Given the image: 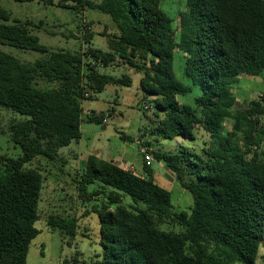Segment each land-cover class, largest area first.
<instances>
[{
	"label": "trees",
	"instance_id": "trees-1",
	"mask_svg": "<svg viewBox=\"0 0 264 264\" xmlns=\"http://www.w3.org/2000/svg\"><path fill=\"white\" fill-rule=\"evenodd\" d=\"M15 1L76 13L95 9L111 17L118 34L109 52L51 50L31 32L32 22L11 23L0 0V132L2 109L25 117L9 127L22 154L0 155V264H27L40 233L35 223L45 177L29 165L38 157L55 160L61 148L79 141L84 120L104 123L95 112L83 118L87 90L132 85L128 75L100 71L117 59L142 73L141 89L155 97V109L164 114L153 132L160 140L197 141L200 128L209 141L200 153L186 146L153 152L192 195L190 212L174 210L171 191L157 182L152 167L145 164L138 176L88 156L79 191L88 199L105 195L89 211L99 216L103 248L93 264H260V257L264 264V97L237 108L234 93L242 77L264 76V0H187V11L178 16L179 39L162 0ZM85 31L90 44L93 34ZM5 45L45 57L24 62ZM178 51L185 54L184 77L201 91L195 105L178 100L191 91L174 71ZM145 145L152 144L140 147ZM96 182L103 190L89 192ZM49 225L74 236L77 220L52 217Z\"/></svg>",
	"mask_w": 264,
	"mask_h": 264
},
{
	"label": "rangeland",
	"instance_id": "rangeland-1",
	"mask_svg": "<svg viewBox=\"0 0 264 264\" xmlns=\"http://www.w3.org/2000/svg\"><path fill=\"white\" fill-rule=\"evenodd\" d=\"M2 5L11 13V23L32 22L31 32L39 37L41 44L51 50L87 52L89 47H92L109 52L112 49V41L118 34L111 17L95 9L86 8L76 13L39 1L2 0ZM161 7L174 19L173 25L179 39L178 16L187 11V0H162ZM85 26L93 34L90 44L85 43ZM2 49L24 62H34L45 57L40 52L8 45L2 46ZM184 68L185 54L178 51L174 60L175 74L181 82L191 86L189 94L179 96L178 100L182 104L195 105V98L201 95V91L190 79L184 77ZM100 71L118 78L128 75L132 79V85L110 84L100 93L87 90L90 97L82 101L83 118L86 119L89 114L95 112L96 115L104 116V123H89L84 120L81 124L82 138L79 141L61 148L55 160L38 157L29 165L40 169L45 182L39 203L40 219L35 223L40 233L31 243L27 264H93L101 259L103 248L100 245V219L98 214L89 211L93 205L102 204L105 195L88 199L81 194L78 186L89 155H100L106 160L127 165L129 169L133 166L143 167L141 173H144L145 162L139 152L141 143L146 144L149 141L152 144L149 149L154 157V151L173 152L180 146L195 148V151L200 153L203 142L209 141V136L200 128L197 141L184 138L160 140L153 132L164 114L155 109V97L141 89L142 73L121 59L115 60L108 67H100ZM234 93L237 96V108L246 107L252 99H261L264 97V76L242 77L235 86ZM1 117L0 155L18 157L22 154V149L13 142L9 127L13 121H21L25 117L8 109L1 110ZM262 120L264 121V118ZM123 135L129 136L131 140H124ZM152 168L157 182L171 191L174 210L190 212L193 197L179 185L175 174L156 160ZM2 171L3 166L0 165V174ZM95 190H103L100 182L89 186V192ZM123 202L127 205L131 203L129 198H125ZM52 217L76 219L75 235L52 228L49 225ZM261 255H264L263 250ZM259 263H263L261 257Z\"/></svg>",
	"mask_w": 264,
	"mask_h": 264
},
{
	"label": "built area",
	"instance_id": "built-area-1",
	"mask_svg": "<svg viewBox=\"0 0 264 264\" xmlns=\"http://www.w3.org/2000/svg\"><path fill=\"white\" fill-rule=\"evenodd\" d=\"M88 98L90 97V94L89 93H85V98ZM150 149L149 147H146V146H142L139 148V152L140 154L142 155L143 159H144V162L147 166L149 167H152L153 166V162H154V157L151 155L150 153Z\"/></svg>",
	"mask_w": 264,
	"mask_h": 264
},
{
	"label": "crops",
	"instance_id": "crops-1",
	"mask_svg": "<svg viewBox=\"0 0 264 264\" xmlns=\"http://www.w3.org/2000/svg\"><path fill=\"white\" fill-rule=\"evenodd\" d=\"M98 157L104 159V158H103L102 156H100V155H98ZM104 160H106V159H104ZM107 161H109V160H107ZM110 161H112L114 164L119 165L120 167H122V168H124V169H126V170H131V171H133L134 174H136V175H138V176H143V173H141L143 167H141V168H137V167H135V168H136V170H135V168H134V166H133L131 169H129L127 165H122V164H120L119 162H116V161H114V160H110ZM162 164H163V163H162ZM139 171H140V172H139Z\"/></svg>",
	"mask_w": 264,
	"mask_h": 264
}]
</instances>
